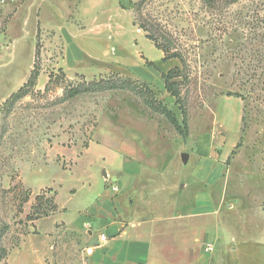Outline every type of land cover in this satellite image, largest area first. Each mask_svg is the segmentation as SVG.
Masks as SVG:
<instances>
[{
  "label": "rangeland",
  "instance_id": "rangeland-1",
  "mask_svg": "<svg viewBox=\"0 0 264 264\" xmlns=\"http://www.w3.org/2000/svg\"><path fill=\"white\" fill-rule=\"evenodd\" d=\"M131 1L0 2V264H94L83 225L123 178L142 179L136 198L163 202L175 190L181 209L190 205L200 187L197 140L226 152L239 139L236 110L218 100L235 95L245 104L242 135L216 189L226 185L227 208L195 210L180 230L188 242L213 244L212 264H264V0H147L133 9ZM138 16L181 54L154 76L146 62L164 52L134 24ZM34 65L35 84L8 100ZM175 66L185 140L147 103L154 96L182 120L161 73ZM101 80L119 86L87 88ZM71 88L82 91L70 97Z\"/></svg>",
  "mask_w": 264,
  "mask_h": 264
},
{
  "label": "crops",
  "instance_id": "crops-1",
  "mask_svg": "<svg viewBox=\"0 0 264 264\" xmlns=\"http://www.w3.org/2000/svg\"><path fill=\"white\" fill-rule=\"evenodd\" d=\"M136 1H131L128 7L131 8ZM162 58L160 61H153L156 67L146 63L151 68V76H154L152 69L160 68L159 66L163 65ZM169 60L172 61L173 58ZM60 68L64 73H68L64 68ZM161 72L166 71L161 69ZM68 75L70 74L68 73ZM155 76L157 77L156 74ZM218 100L225 107L236 110L234 118H236V128L239 131L240 139L243 127L244 100L237 96H220ZM227 124L229 125V122ZM220 128H222L221 124L216 130H220ZM239 139L237 138L226 152L222 143L216 145L212 144V140H209L208 143L202 139L197 140L198 154L195 163L199 168L195 175V181L200 183V187L195 191L191 204L186 205V209H181L179 195H176L178 192L175 190H172V199L163 202H158L155 195L148 200L143 193L144 196L136 198L134 192L143 188L140 184L142 179L140 180L138 176H130L128 181L123 178V181L120 180L123 185H113L111 193L107 190L103 198L104 204L99 208L97 220L83 225L84 228L89 227L94 230H89L90 237L84 241L85 245H89L92 249V262L94 264H212L211 252L213 250H206L207 242H201L199 238L196 239V243L188 242L181 235L180 229L187 226L185 219L195 210H198L199 214H203L211 207H215L214 211L222 206L227 208L226 185L223 184L220 191H216V189L224 178L228 157L237 146ZM185 185L190 188V181L187 180ZM109 197L112 199L110 205L107 203ZM163 207H166L170 213L172 212V215L170 214L168 218L154 216V212L159 213ZM58 209L62 210L65 207L61 208L58 205ZM35 223L37 224L38 221ZM54 228V226L50 227V232ZM69 229L75 231L71 227ZM103 235L106 238H103Z\"/></svg>",
  "mask_w": 264,
  "mask_h": 264
},
{
  "label": "trees",
  "instance_id": "trees-1",
  "mask_svg": "<svg viewBox=\"0 0 264 264\" xmlns=\"http://www.w3.org/2000/svg\"><path fill=\"white\" fill-rule=\"evenodd\" d=\"M146 1L147 0H138L134 2L133 4L137 3L139 6H142L145 4ZM206 1L208 3H211L212 1L217 2L219 0H206ZM227 1H229L230 3H235L237 0H227ZM137 19H139V23H137V20H135L134 24H138L139 27L146 32V36L154 42L155 46L164 52V56L162 58L164 62L172 58H181L180 57L181 54L177 50L175 51L172 49V45H173L172 41L170 39H167L164 36V34L160 33L158 31L159 29H157L154 24L140 18L139 16L137 17ZM160 39H162L164 42L162 43ZM146 63L148 65L156 67V64L153 61L147 60ZM177 71H178V66H175L169 69L167 72H161V73H162V78L165 81L164 82L165 89L169 92L171 96L175 97V103L178 105L180 109L182 120L180 121L177 114L171 108L167 107L165 104H163L161 101H159L154 96L151 98V100L147 99V103L150 106H152L155 110L160 111L161 113L165 114L185 140L190 134L189 132L190 129H189V124H188L187 111L181 105L180 94L177 89L176 82L173 80L174 78L178 76ZM38 76H39V70L37 66L34 65V68L31 72V75L28 81L22 87H20L18 91L12 93L10 97L8 98V100H11L12 102H14L20 99L25 94V91H24L25 87L34 85ZM118 86H119L118 84L109 83V82L101 80L99 82L88 83L87 88H93V89H96L99 87L100 88H105V87L113 88V87H118ZM81 91H82L81 88H71L69 90L68 95L70 97H74L77 94H79ZM228 95H231V94H228ZM235 96L240 97V95H235ZM8 100L6 101V103L8 102ZM243 120H244V116H243ZM238 145L239 143L237 144V146Z\"/></svg>",
  "mask_w": 264,
  "mask_h": 264
},
{
  "label": "built area",
  "instance_id": "built-area-1",
  "mask_svg": "<svg viewBox=\"0 0 264 264\" xmlns=\"http://www.w3.org/2000/svg\"><path fill=\"white\" fill-rule=\"evenodd\" d=\"M5 0H0V2H4ZM103 238H106L104 235L102 236ZM213 244L211 243H206V250L212 251L213 250Z\"/></svg>",
  "mask_w": 264,
  "mask_h": 264
},
{
  "label": "water",
  "instance_id": "water-1",
  "mask_svg": "<svg viewBox=\"0 0 264 264\" xmlns=\"http://www.w3.org/2000/svg\"><path fill=\"white\" fill-rule=\"evenodd\" d=\"M188 159H189V154L188 153H184L182 155V160H183V163L186 165L188 163Z\"/></svg>",
  "mask_w": 264,
  "mask_h": 264
}]
</instances>
